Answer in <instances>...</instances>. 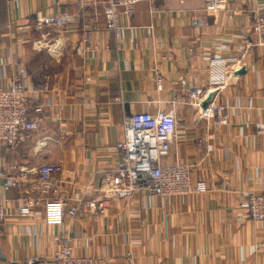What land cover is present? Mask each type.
<instances>
[{
    "label": "crops",
    "instance_id": "crops-1",
    "mask_svg": "<svg viewBox=\"0 0 264 264\" xmlns=\"http://www.w3.org/2000/svg\"><path fill=\"white\" fill-rule=\"evenodd\" d=\"M226 1L211 14L206 0H142L121 17L117 35L106 25L107 0H0V86L22 75L30 114L40 118L38 130L0 147V172L12 175L14 166L21 178L5 196H26L50 163L61 167L60 195L70 204L101 195L103 172L120 158L115 144L124 120L171 109L178 136L170 155L192 165L194 183L209 186L172 198L139 191L115 200L104 217H66L62 224L45 223L42 207L33 217L13 209L0 225V264L30 257L53 264L62 244L112 264H123L128 253L138 264H264V221L241 207L249 191L264 190V48L246 52L243 39L260 0ZM60 10L72 16L64 27H37L38 17ZM85 24L95 26L93 51L83 47ZM219 56L241 59L245 69L230 72L216 92L226 125L189 103L191 89L209 87V60Z\"/></svg>",
    "mask_w": 264,
    "mask_h": 264
},
{
    "label": "built area",
    "instance_id": "built-area-1",
    "mask_svg": "<svg viewBox=\"0 0 264 264\" xmlns=\"http://www.w3.org/2000/svg\"><path fill=\"white\" fill-rule=\"evenodd\" d=\"M142 0H107L105 8L108 29L120 35L123 29L121 17L131 15L136 3ZM226 0H206L207 13L216 14L226 9ZM120 8L123 12L120 13ZM254 24L244 34L245 51L254 47L264 48V0L259 1L253 9ZM72 19L68 10H60L37 18V27L60 29ZM83 25L82 41L86 51L98 48L92 43L90 32L95 26ZM244 65L235 57H212L209 60V81L205 88H193L189 91V103L201 109L202 117H217L220 125L228 123V113L224 105L215 104L217 90L231 80L230 72L238 71ZM159 79V87L161 88ZM215 92L206 107L203 102L209 94ZM32 97L22 75H12L0 86V147L11 148L18 143L25 132L39 129L40 118L31 116ZM37 113L43 111L42 105L35 108ZM177 115L174 109L161 110L155 113H135L123 122V138L115 144L119 160L103 172L102 194L92 199L76 198L70 204L60 195L61 179L58 174L60 165L44 164L38 173V179L24 197L9 198L5 192L17 188L21 178L13 175L15 167H11L12 175L7 177L0 172L5 182L0 185V225H2L13 209L19 217H33L43 208V220L49 225L62 224L66 217L74 218L83 215L104 217L108 214L112 203L120 199H133L139 191H146L153 197L172 198L190 193H205L208 184L201 180L192 181V165L173 159L170 155L172 146L177 140ZM264 186V179L262 181ZM21 202L19 204V201ZM241 207L256 222L264 221V190H252L246 194ZM257 248L260 245L256 246ZM35 257L26 260L27 264H35ZM53 264H112L95 255L75 253L73 246L62 244L53 253ZM123 264H138L134 255L128 253Z\"/></svg>",
    "mask_w": 264,
    "mask_h": 264
},
{
    "label": "water",
    "instance_id": "water-1",
    "mask_svg": "<svg viewBox=\"0 0 264 264\" xmlns=\"http://www.w3.org/2000/svg\"><path fill=\"white\" fill-rule=\"evenodd\" d=\"M244 70H245L244 68L240 69V70H239V73L244 72ZM213 95H215V92H212V93L209 94V97L203 102V106H204V107L207 106V104H208V100H209Z\"/></svg>",
    "mask_w": 264,
    "mask_h": 264
}]
</instances>
